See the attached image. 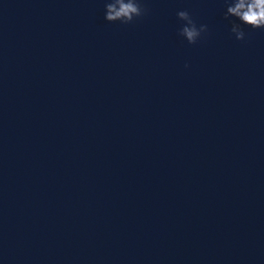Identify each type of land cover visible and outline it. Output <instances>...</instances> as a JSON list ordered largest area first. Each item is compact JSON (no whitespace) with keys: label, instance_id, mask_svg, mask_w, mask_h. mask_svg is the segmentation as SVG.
Masks as SVG:
<instances>
[{"label":"clouds","instance_id":"1","mask_svg":"<svg viewBox=\"0 0 264 264\" xmlns=\"http://www.w3.org/2000/svg\"><path fill=\"white\" fill-rule=\"evenodd\" d=\"M225 4L224 18L226 20L229 17L235 18L231 21L230 31L236 40H245L246 33L241 25H246L251 29L264 30V0H225ZM146 11L140 0H108L105 4V20L129 24L134 19L145 15ZM177 17L184 22L178 34L186 39L189 44H196L202 34L208 32V26L206 24L197 26L188 11H178ZM187 66L185 65V67Z\"/></svg>","mask_w":264,"mask_h":264}]
</instances>
